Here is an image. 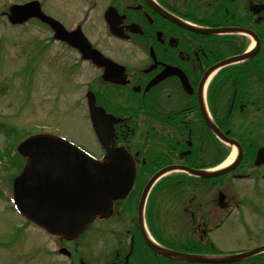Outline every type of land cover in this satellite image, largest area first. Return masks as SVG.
Here are the masks:
<instances>
[{"label":"flooded vegetation","instance_id":"1","mask_svg":"<svg viewBox=\"0 0 264 264\" xmlns=\"http://www.w3.org/2000/svg\"><path fill=\"white\" fill-rule=\"evenodd\" d=\"M107 1V7H114L123 16L110 19L113 32L119 36L109 34L111 41L138 48L145 63L129 71L113 59L125 69L121 73L104 71L108 81L100 79L101 90H95L94 84L92 92L98 106L122 119L114 126V146H128L134 140L136 178L131 193L113 203L111 216L95 220L119 223L109 225V231H101L115 236L113 248L106 251L101 262L77 252L75 256L69 253V261L188 264L159 256L143 242L136 211L142 187L157 170L176 167L156 183L157 186L169 178L173 181L172 190L156 195L151 191L145 207L151 235L173 251L191 255L218 252L214 241L219 230L228 221L233 227L240 220L233 214L244 201L238 200L234 191L220 190L225 185H221L220 177L198 178L185 174L181 168H216L229 150L230 141L240 146L241 153L236 167L225 178L246 179L259 168L253 162L256 151L264 146V0H163L162 4L157 1L174 18L209 28L225 26L226 32L220 36L187 32L155 11L148 0ZM99 76L102 78V70ZM158 77L162 78L146 90ZM172 82L174 86L170 87ZM130 97L134 99L133 105L127 103ZM144 114H148L150 129L143 137L139 121ZM211 126L226 135V143ZM143 143L151 152L140 157ZM187 183L191 190H181ZM204 186L206 190H199ZM182 199V207L172 203L177 200L178 204ZM161 200L166 206L157 207L156 201ZM173 210L179 211L182 222L174 225V237L166 240L160 235L163 225H155L152 213L164 212L167 225Z\"/></svg>","mask_w":264,"mask_h":264},{"label":"rangeland","instance_id":"2","mask_svg":"<svg viewBox=\"0 0 264 264\" xmlns=\"http://www.w3.org/2000/svg\"><path fill=\"white\" fill-rule=\"evenodd\" d=\"M27 1L31 0H0V129L4 132L0 133V264H72L57 253L60 247H66L72 255L77 252L87 259L101 262L106 251L113 248L115 237L101 231H109V225L118 226V222H96L76 242L60 245L59 240L46 236L31 224H24L12 209L10 183L14 172H18L16 164H23L22 158H15V149L25 137L52 133L64 137L92 156L101 154L90 129L85 101V93L89 89L101 90V85L95 83L99 80L100 71L89 63L79 62L76 52L53 41L50 30L38 22L12 27L3 13L9 5ZM38 1L43 11L61 22L67 30L80 25L101 51L126 65L129 71L144 65L145 56L141 50L105 37L101 14L106 8V0H92L93 4L90 0ZM26 61L31 63L30 69ZM69 67L73 72H68ZM174 99L177 102L179 94ZM147 128V125L141 126L140 134L144 135ZM258 173L263 174L264 168ZM256 179L251 175L247 179H231L224 185L244 202L239 203L233 214L240 220L233 227L228 221L219 230L214 241L219 252H247L264 246V177ZM181 190L189 191L191 185L183 186ZM156 202L157 207L167 204L164 200ZM176 202L173 200L172 203L177 207L185 205L183 199L178 204ZM172 213L167 225H164V212L158 211L155 218V225H163L160 235L166 240L174 237V225L182 222L178 210ZM178 240L183 242L181 237ZM73 262L77 264V260L73 259ZM256 263L264 264V259H256Z\"/></svg>","mask_w":264,"mask_h":264},{"label":"water","instance_id":"3","mask_svg":"<svg viewBox=\"0 0 264 264\" xmlns=\"http://www.w3.org/2000/svg\"><path fill=\"white\" fill-rule=\"evenodd\" d=\"M30 18H37L48 25L53 31L54 39L64 41L77 49L83 59L105 67L106 73L122 72L123 68L117 67L92 49L80 28L73 32L66 31L59 22L41 12L37 1L9 7L10 24H21ZM161 78H156V81ZM88 105L95 134L106 151V161H96L67 141L47 134L27 137L16 148L17 153L26 158V162L19 176L13 180L14 206L27 221L52 236H61L66 240H72L81 234L96 216L107 215L112 201L122 199L130 191L135 174L134 164L128 153L124 149L108 147L107 137L112 131L111 126L117 120L96 107L93 97L89 98ZM254 164H264V148L258 151ZM233 167L234 165L215 174H221ZM175 168L170 166L160 170L147 183L139 204L140 222L142 203L150 185L160 175ZM181 169L199 177L215 175L188 167ZM141 233L148 247L155 253L188 263H231L264 252L262 246L246 253L228 256L182 254L158 246L146 237L143 230Z\"/></svg>","mask_w":264,"mask_h":264},{"label":"trees","instance_id":"4","mask_svg":"<svg viewBox=\"0 0 264 264\" xmlns=\"http://www.w3.org/2000/svg\"><path fill=\"white\" fill-rule=\"evenodd\" d=\"M0 131H2V130L0 129ZM18 157H19V155H15V158H18ZM21 166H22V164H16V169L19 171ZM258 258H259V257H258ZM256 259H257V258H254V259H251L250 261H251L253 264H257V263H256Z\"/></svg>","mask_w":264,"mask_h":264},{"label":"bare ground","instance_id":"5","mask_svg":"<svg viewBox=\"0 0 264 264\" xmlns=\"http://www.w3.org/2000/svg\"><path fill=\"white\" fill-rule=\"evenodd\" d=\"M234 155H235V150L233 151L232 155L229 157L228 161H226V162H225L223 165H221L219 168H221V167L227 165L228 163H230V162L233 160Z\"/></svg>","mask_w":264,"mask_h":264}]
</instances>
